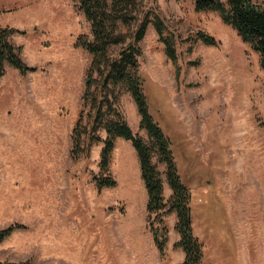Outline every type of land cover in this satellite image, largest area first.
Instances as JSON below:
<instances>
[{
    "label": "rangeland",
    "instance_id": "374dc122",
    "mask_svg": "<svg viewBox=\"0 0 264 264\" xmlns=\"http://www.w3.org/2000/svg\"><path fill=\"white\" fill-rule=\"evenodd\" d=\"M264 5V0H253ZM160 15L176 48L171 59L151 23L139 43L149 111L171 142L191 195L190 221L206 264H264V70L259 54L213 11L194 0H142ZM0 26L19 31L12 43L34 72L12 66L0 77V229L27 225L0 243V261L29 264H179L185 253L176 212L165 256L150 231L148 194L131 141L118 138L112 188L99 190L102 143L88 146L93 111L83 94L92 55L76 46L90 23L73 0H0ZM135 21L125 32H132ZM204 31L216 45L197 39ZM118 48H113L112 56ZM114 106L145 140L131 93L119 86ZM85 151L73 158L80 113ZM98 135L105 137L104 130ZM165 200L166 163L154 156ZM156 215H152L154 219ZM157 223L158 220H155Z\"/></svg>",
    "mask_w": 264,
    "mask_h": 264
},
{
    "label": "trees",
    "instance_id": "16d2710c",
    "mask_svg": "<svg viewBox=\"0 0 264 264\" xmlns=\"http://www.w3.org/2000/svg\"><path fill=\"white\" fill-rule=\"evenodd\" d=\"M76 8L83 13L90 23V34H81L76 46L84 48L92 55L87 71L84 106L91 104L93 119L88 137V146L95 142L102 143L99 173L93 175L97 189L112 188L117 180L111 173L112 153L118 138L131 141L139 160L141 177L147 194V212L149 227L153 241L162 256H165L169 227L161 216L176 212L178 221L175 229L179 240L175 247L185 253L184 260L179 264H206L204 261V243L195 236L190 221L191 195L182 181L171 149V142L149 111L144 92V78L140 72L138 57L141 55L139 43L144 39L152 23L164 42L166 54L173 60L177 59L174 41L164 35L165 22L160 15L151 16V12H143L137 16L142 0H73ZM197 12H217L222 21L231 26L241 39L248 43L259 54L260 66L264 70V5L253 0H194ZM135 21L132 32H125L123 27H130ZM19 30L0 26V77L6 74V67L12 66L22 74L34 72L37 67L29 66L21 57L20 46L12 43L13 34ZM25 33V30L19 31ZM197 39L207 45H216L217 39L204 31L197 33ZM113 48H118L112 56ZM119 86L127 89L141 115L140 127L145 129L148 140L134 133L122 113L114 106ZM81 112L72 133L73 148L71 155L78 158L85 151L83 135L86 130L82 125ZM104 130L105 137L98 135ZM166 163L167 181L173 191L169 201L165 200L162 174L154 162V156ZM152 215H156L154 219ZM155 220H158L156 223ZM27 229V225L13 223L0 229V243L17 230ZM0 264H29L25 262L0 261Z\"/></svg>",
    "mask_w": 264,
    "mask_h": 264
},
{
    "label": "crops",
    "instance_id": "0c3cea01",
    "mask_svg": "<svg viewBox=\"0 0 264 264\" xmlns=\"http://www.w3.org/2000/svg\"><path fill=\"white\" fill-rule=\"evenodd\" d=\"M17 231H19V230H17ZM11 262V261H10Z\"/></svg>",
    "mask_w": 264,
    "mask_h": 264
}]
</instances>
